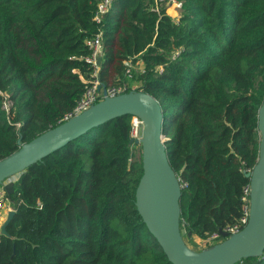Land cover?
Listing matches in <instances>:
<instances>
[{
	"label": "trees",
	"instance_id": "trees-1",
	"mask_svg": "<svg viewBox=\"0 0 264 264\" xmlns=\"http://www.w3.org/2000/svg\"><path fill=\"white\" fill-rule=\"evenodd\" d=\"M99 1L0 0V160L73 110L92 79L86 41L100 35V87L128 84L130 62L141 67L135 90L161 107L167 160L185 184L184 243L215 245L242 215L258 158L264 0H178L176 21L164 3L113 0L96 23ZM131 119L93 128L18 175L0 264H171L136 210ZM236 264H264V254Z\"/></svg>",
	"mask_w": 264,
	"mask_h": 264
},
{
	"label": "water",
	"instance_id": "water-1",
	"mask_svg": "<svg viewBox=\"0 0 264 264\" xmlns=\"http://www.w3.org/2000/svg\"><path fill=\"white\" fill-rule=\"evenodd\" d=\"M100 64V58L97 60ZM101 88V87H100ZM81 114L37 136L28 143L17 141L18 149L0 160V187L7 200L13 193V178L40 162L71 141L93 128L122 116L141 122V137L130 140L140 146L142 175L135 191V206L149 234L156 240L171 264H236L244 259L260 258L264 254V101L257 111L259 134L258 158L252 170L245 174L249 184L248 221L238 232L228 235L219 230L223 241L193 251L183 241L185 230L180 228L181 187L171 169L165 150L163 112L157 100L138 90H130L115 97H106ZM14 212L0 227L6 226ZM190 233L187 234L190 237Z\"/></svg>",
	"mask_w": 264,
	"mask_h": 264
},
{
	"label": "built area",
	"instance_id": "built-area-1",
	"mask_svg": "<svg viewBox=\"0 0 264 264\" xmlns=\"http://www.w3.org/2000/svg\"><path fill=\"white\" fill-rule=\"evenodd\" d=\"M112 1L113 0H100L97 4V11L96 14L93 18V20L96 23L100 22L101 16L106 14L111 5H112ZM158 3H164V5L166 4V6H172L176 11H179L181 9V3L178 0H155ZM178 18L174 19L175 21ZM86 46L90 52L89 56L86 57L85 61L91 66V68L93 69L92 71V79L90 80V84L89 86L86 88L85 93L83 94L82 98L77 102V104L75 105V107L73 108V110L68 113L64 118H63V122L71 119L72 117H75L79 114H81L84 110L88 109L89 107H91L92 105L100 102L101 100H103L104 95H103V91L100 88L99 85V80L97 77V73L99 71V65L97 63V60L100 58L101 56V36L97 35L96 37H94L91 40L86 41ZM126 69H125V75L127 77H130L131 75V69H132V64L130 62H125L124 63ZM141 71V68H140ZM127 86L126 84H123L121 86L118 87H111V88H105V96L106 97H115L118 96L120 94L126 93L127 90ZM1 94V93H0ZM11 103L8 100H4L3 102V109L4 110H8V108L10 107ZM131 139L133 140H139L141 137V122L139 121V119L132 117L131 119V135H130ZM251 171V170H250ZM249 171V172H250ZM17 179L13 178V182ZM179 185L180 187H184L185 184L182 183L179 179ZM243 205H242V215L239 218V220L237 221V223H235L232 226H229L227 228H225L223 231L225 233H227L228 235H232L235 233H238L246 224L248 221V200H249V184L243 188V192H242V198H241ZM11 211L10 209V203L6 198V194L3 190L2 187H0V224L2 223V219L4 217V215ZM218 234H213L208 241L206 242H212L214 240H216L218 238Z\"/></svg>",
	"mask_w": 264,
	"mask_h": 264
},
{
	"label": "rangeland",
	"instance_id": "rangeland-1",
	"mask_svg": "<svg viewBox=\"0 0 264 264\" xmlns=\"http://www.w3.org/2000/svg\"><path fill=\"white\" fill-rule=\"evenodd\" d=\"M140 66L139 65H132V69L131 71H140ZM129 79L128 84H126L127 88L130 90H135L137 89V81L136 79L133 80V75L131 74L130 77H127ZM137 146V145H136ZM11 209V207H10ZM12 211V209H11ZM10 212V211H9ZM7 215L5 214L2 222L5 221ZM187 247H189L191 250L193 251H201L203 249V247L205 246V243L203 241H201L200 239L194 237L190 240V242H186Z\"/></svg>",
	"mask_w": 264,
	"mask_h": 264
},
{
	"label": "crops",
	"instance_id": "crops-1",
	"mask_svg": "<svg viewBox=\"0 0 264 264\" xmlns=\"http://www.w3.org/2000/svg\"><path fill=\"white\" fill-rule=\"evenodd\" d=\"M165 10H166V14L170 17V18H172V19H176V18H178V14H179V12L178 11H176L172 6H166V4H165ZM3 224V222L0 224V227H1V225Z\"/></svg>",
	"mask_w": 264,
	"mask_h": 264
}]
</instances>
